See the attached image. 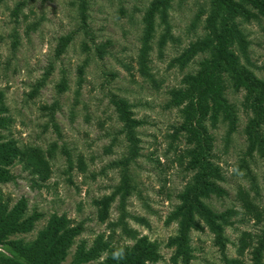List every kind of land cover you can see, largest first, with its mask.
Here are the masks:
<instances>
[{
    "label": "rangeland",
    "instance_id": "1",
    "mask_svg": "<svg viewBox=\"0 0 264 264\" xmlns=\"http://www.w3.org/2000/svg\"><path fill=\"white\" fill-rule=\"evenodd\" d=\"M153 0H0V91L8 118L2 135L17 146L36 148L46 163L44 178L30 173L16 159L12 179L0 182V199L12 207L25 203L24 217L37 215L27 232L10 234L0 243L2 258L18 259L10 240L32 241L51 215H65L69 226H81L61 264H70L80 244L131 246L147 236L158 245L155 263L173 260L168 246L178 231L170 215L189 183V152L196 143L189 132L177 131L185 119L183 104L170 105V91L183 87L185 75L196 73L210 49L179 59L208 33L211 0H170L166 24L153 16L147 51L148 75L140 72L145 15ZM247 47L229 49L241 66L264 81V16L237 18ZM166 33L164 42L161 36ZM70 40L63 44V37ZM223 95L233 106L236 123L210 111L202 122L206 153L222 179L221 195L210 194L214 211H233L225 227L224 249L203 221L189 234V264H251V247L264 227V158L248 152L246 125L253 111L246 105L247 89L220 73ZM114 96L127 102L138 121L134 137L126 132ZM264 136V126H260ZM114 194L107 212L95 200ZM250 201L255 209L247 206ZM124 226L127 231L124 230ZM246 235L247 246L240 251Z\"/></svg>",
    "mask_w": 264,
    "mask_h": 264
},
{
    "label": "trees",
    "instance_id": "2",
    "mask_svg": "<svg viewBox=\"0 0 264 264\" xmlns=\"http://www.w3.org/2000/svg\"><path fill=\"white\" fill-rule=\"evenodd\" d=\"M169 2L170 0H153L145 15V33L142 37L139 60L140 72L143 75H148L146 55L153 30V16L155 13H160L163 23L168 28L166 8ZM211 3L212 9L206 18L208 31L206 37L193 42L179 61L184 64L196 52L206 49H210V57L203 59L196 73L183 77V87L173 88L170 91V105L183 104L182 112L185 115L184 122L177 127V131L189 132V140L196 143L195 149L189 152L192 156L189 165L191 169L196 168L197 171L179 194L180 204L170 215V219L178 221L179 227L177 233L170 237L168 246L175 248L172 259H179L183 264H189L191 259L189 234L191 229L200 227L198 221L201 220L207 225L214 233L216 244L224 249L227 241L224 230L230 225V217L233 214L230 209L216 212L204 201L210 194L221 195L225 191L216 183L217 179H222V175L207 156L206 149L209 147L204 141L202 122L211 111L214 117L222 114L228 120L229 132L234 130L236 123L233 106L223 95V83L220 77L222 71L229 74L236 86L243 84L247 89L245 102L253 111V116L245 128L249 143L248 152L258 151L264 158V136L260 131V126H264V81L241 66L236 55L229 49L232 44L237 43L240 51L245 52L247 40L236 19L250 20L257 15L264 16V0H211ZM165 36L166 33L161 36V44ZM62 40L64 44L70 40V37H63ZM114 97L119 117L125 123L126 132L130 138H133V128L138 125V121L131 116L127 102L122 98ZM5 111L3 93L0 91V182L12 179L13 174L9 166L16 159L22 161L30 173L44 178L46 163L42 154L36 148L22 149L13 139H6L2 135L1 129H6L8 124ZM112 198L114 194L95 200L97 204L102 205V214L107 212ZM247 202L248 207L255 209L250 201ZM24 210L23 200H19L9 208L7 202L0 199V243L10 234L27 232L32 228L37 215L24 217ZM124 230L127 231L125 226ZM80 231V225L69 226L65 215L53 214L45 228L41 229L32 241L25 242L21 239L9 241L11 249L19 256L18 259L12 260L6 257L2 260L4 264H61ZM245 236L244 234L241 240L240 251H243L248 244ZM105 247L107 244L100 246L98 242L88 248L80 244L70 264H146L155 263L161 256L157 243L150 241L147 236H141L131 246L110 247L102 260L89 263L98 259ZM250 253L251 264H264V227L252 245Z\"/></svg>",
    "mask_w": 264,
    "mask_h": 264
}]
</instances>
